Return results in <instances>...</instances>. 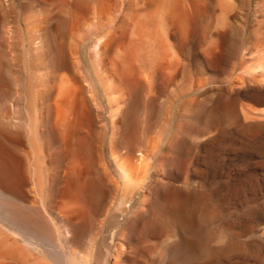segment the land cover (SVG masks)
<instances>
[{
  "label": "rangeland",
  "instance_id": "rangeland-1",
  "mask_svg": "<svg viewBox=\"0 0 264 264\" xmlns=\"http://www.w3.org/2000/svg\"><path fill=\"white\" fill-rule=\"evenodd\" d=\"M106 1L7 0V8L0 4L3 8L0 9V49L2 50L0 52V77H2L0 78V156L7 154L4 159L0 157V178H3L7 184L11 183L9 186L16 188L19 196L18 201L8 203L20 211L25 213L27 211L26 217L32 218H30L31 222L28 219L31 226L37 224L42 228L37 226L36 228L42 231L44 225V230L49 228L45 231L49 236L53 234V237L50 236L52 239L58 236L54 235L46 217H41L44 216L43 212H37L32 208H36L41 202L42 206L46 204V207H51L52 204L53 207L55 205L58 208L62 207L60 210L68 209L65 212L83 206L84 208H79L80 214L77 216V219L80 216V221L77 219L75 221L80 227L74 247L82 254L87 251L92 252L90 264H112L118 256L121 257L118 259L122 264H264V106L259 107L257 104L261 101L243 93L250 88L264 87L262 82L264 65H261L264 63V0H128L132 2L134 10L131 14V24L127 25L114 57L120 59L123 73L121 79L124 75L123 80L126 84L124 83V86L122 81L121 83L133 93L131 98L133 106L130 105L131 99L130 103L125 99L124 113L115 118L109 111L108 100L103 90L96 86L95 92L100 109L96 111L97 113L92 112V118L85 126L88 135L86 142L90 151L87 150L88 154L76 158L80 160L79 163L74 159L76 164H80L75 173H72L76 165L74 160H72L74 165L72 161L68 165V169L74 166L70 171L72 177L84 172V178L97 177L103 181L106 190L101 195L102 201L88 204L80 198L82 196H79V188L84 180L73 188L60 186L59 190L63 188L61 194L54 191L51 180L53 181L55 176L64 170L63 164L52 156L56 151L43 149L45 147L41 143L44 144L41 135L37 137L36 144L39 151L42 145L43 153L40 151L39 159L42 157V160L45 154L49 156L47 160L39 161L47 163H42L41 166L43 168L47 165L43 168L44 174L51 173V178L45 175L46 181L48 177L50 178V188L47 184V188L44 189L46 192L42 195L28 177H24L21 180L22 185L17 188L15 177L10 175V171H5V168L11 170L18 163L25 165L23 163H26V153L31 156L33 154L30 125L36 123V115L41 108L39 105L41 102L34 99L36 82H38L35 79L44 74L42 72H47L46 63L50 61L48 71H51L56 63L55 54L49 44L60 6L66 4L65 9L71 10V13L83 14L86 21H94L100 2L105 4ZM128 1L109 0L107 3L116 10L119 9L118 6L122 7L121 2ZM89 7L91 11L88 10ZM7 27L10 28V32L18 31L15 34L10 33L9 39L6 37L8 40L2 37ZM95 30L96 34H99L100 31ZM15 35L18 37H13ZM95 36L83 39L85 41L77 45L78 48L72 46L75 48L78 61L80 60L82 70L88 77L92 76L89 48ZM40 40L44 44L42 54L33 50L36 41L40 43ZM34 42L35 46L32 45ZM73 48H71L72 52ZM4 50L8 51L7 57L2 54ZM42 58L44 61L48 60L43 62ZM38 60L42 61H40L42 66L38 64ZM259 66L263 68L259 69ZM39 68L42 70L40 71ZM241 79L246 81L245 85L242 84ZM32 95L34 97H31ZM33 101L38 103L35 102L33 105ZM128 113L134 115L135 126L132 129L129 128L126 120ZM30 115L36 118L31 121ZM2 118L8 120L14 118L15 122L23 123V126L20 124V127H11L7 125L6 120L2 121ZM25 121L27 122L24 125ZM21 129L24 130L20 132ZM113 135H116L117 139ZM110 144L116 145L113 147ZM130 144L137 150L150 152L148 162L146 160L144 164L146 178L143 188L141 186L142 189L137 193L139 198L136 196L135 202L133 200L127 211L128 215H122L119 210L117 211L120 198V191L117 188L119 179L110 155L114 149H116L114 152L127 151ZM137 144L146 146L145 150ZM149 144L154 148L149 147ZM125 146L128 148L124 149ZM23 149L26 150L25 155L22 154L25 157L21 155ZM2 152L5 154L3 155ZM5 157L8 160L11 158L17 160L7 161L5 165L3 163ZM30 160L28 159V163L31 162V165L32 160ZM8 163L14 166H7ZM71 165L73 166L69 167ZM107 172L112 175L106 174ZM3 175H8L12 179L8 176L4 178ZM153 177L156 179L154 180ZM7 179L13 183L9 180L8 183ZM115 181L117 182L115 187L119 192H116L113 186L108 187ZM77 186H79L78 192H76ZM110 188H113L111 189L113 191ZM29 189L31 194L27 191ZM38 192L42 196L41 202L37 199H40ZM48 193L52 194L48 195L51 200L47 198ZM58 196L61 197L58 199ZM34 199L39 202L36 203ZM75 200L78 203L73 207L71 205ZM8 220L10 223L0 218V232H4L2 234L5 237L9 236L11 238L9 242L12 244L13 241L17 242H14L13 246L20 250V254L21 230L14 221ZM176 222H180L183 229V238H179L180 240L174 230ZM49 230L53 233L50 234ZM142 233L144 234L141 235ZM55 243L64 246L66 250L64 247L57 250L54 248V254L58 258L53 256L52 264H76L68 258L64 241L58 238ZM120 244L124 247L126 245L125 253L120 252L123 250ZM89 245L93 250L87 249ZM241 245L242 250L239 249ZM48 250L53 251L50 248ZM116 252L123 256L119 254L117 256ZM19 254H16L18 255L16 258L21 260ZM0 261L1 264H16L11 259Z\"/></svg>",
  "mask_w": 264,
  "mask_h": 264
},
{
  "label": "bare ground",
  "instance_id": "bare-ground-1",
  "mask_svg": "<svg viewBox=\"0 0 264 264\" xmlns=\"http://www.w3.org/2000/svg\"><path fill=\"white\" fill-rule=\"evenodd\" d=\"M108 1H106L105 4H103V2H100L101 4L98 6L99 8H97V6H96L97 10H96V8H93V9H95L97 11V13H96L97 15L94 18V21L93 20L86 21L85 17L82 16L83 14L80 15V13L79 14L71 13L70 12L71 10L65 9V5L66 4L63 5V7L60 6L59 12L56 10L58 12L57 14L55 13L56 14V18H57V22L53 25V30H52L50 44H49L50 47L52 46V51L55 54L56 63H55V65H54V67L52 68L51 71H48L49 70V65H50L49 62L50 61L48 63H46V64H48L47 72L44 71V72H42L44 74H42L40 72L42 70V69L40 70V68H42L41 67L42 66L41 65V62L42 61L41 60H38L39 62L41 61L40 63L38 62V64L41 65L40 68H39V70H40L39 72L42 75H39L38 77L36 75L37 79H35V80H38V82H36L37 83L36 93L34 92L36 95H35V97L33 95L31 96V97H34L35 100L41 102V103H39V105H40L41 108L39 107L40 108L39 109V113L36 115L37 116V120H35L36 123L34 122V123H32L30 125V131H31L30 143L32 145L33 154H32V156L31 155H27L28 154V152H27L26 155H25L24 153L26 152L27 149L24 147L26 150L23 149L24 151L21 153V155L23 154V155H25L27 157L26 160H25L26 163L25 162L23 163L25 165H22V164H19L18 163V165H15L14 166V165H12L10 163V165L12 167L13 166L14 167L11 168V170H6V168H5V171L6 172L7 171H10V175L12 174L15 177V180L17 181V184H18L17 185V188H18V186L22 185L21 180L24 177L25 178L28 177V179L32 180L33 185L35 186V188L37 189V191L41 192V194L44 193V192H46V191H44V189H45V187L47 188V184H48V188H50L49 187V184H50V178H51L50 177V174L51 173L48 172L50 174L47 175L46 174L47 172L45 170L46 173L44 174L43 168L46 167L47 165H45L42 168L41 165H42L43 162L40 163V161H42L43 159H46L47 160V157H49V156L48 155L46 156V154H45V157L46 158L43 157V159L41 160V158H42L41 157L39 159V157H40L39 156L40 155L39 153H40V151L42 149L41 147L43 145V147H45L43 149H46L47 148L50 151H52V150L53 151H56L55 155L52 154V156H55L56 159L59 161V163L63 164L62 169H64V170L63 171L61 170V172H59L55 176V178H54L53 181L51 180V187H54L53 189H54L55 192H59V193L61 192V190L63 188H61V190H59V187L60 186H62V187L63 186H67V187H72L73 188L75 185H78L79 182H81V181L84 180L83 185L80 186V188H79V196H82L80 198H83L86 202H88V204H90L92 202H99L100 200L102 201L101 195L105 192L106 185L103 184V181L101 179H99L97 177H94V176H93L94 178H90L89 177L90 179L84 178L85 177L84 176L85 174H84V172H81V170L84 169V166L87 163L84 166H82L83 168L80 170L81 173L79 172L80 175L78 174L77 176L72 177L73 174L71 175V172L70 171L74 167L73 166L74 164H73V161L72 160H74V159L76 160V158H78L79 156H82L83 154L86 155L87 150H88V147H89L88 146L89 145L88 142H86L88 140V135L85 132V126H86L87 122H89V119L92 118V116H91L92 115V112H96V111L98 112V110L100 109V107H99L100 104L97 101L95 87L96 86L97 87H100L103 90V93L105 94V96H106V98L108 100V103L107 104H108V107L110 109L109 111L111 112V114L115 118L121 116L124 113L123 103H124L125 99H126V101L129 102V100L131 98H133V93L130 92L131 90L128 91L127 88L123 87V85L125 86L126 83H125V80H123L124 79L123 78L124 75L122 76V79H121V75L123 73H122V69H121V65H120V63H121L120 62V59L118 58L119 59L118 60V59H115V57H114V53H115L116 47L119 48L118 46L121 44V37H123L122 35H123L124 31H126L127 25L131 24L130 23L131 22L130 21L131 20V14L134 11L133 8H132V5H131L132 2H130V1L127 0L128 1L127 3L126 2L125 3L123 2L125 4L124 6H123V3L121 2L122 4L120 3V6L122 5V7H119L118 6L119 9L116 8V10H113L112 9L113 7L111 8V5H109V3H107ZM6 3H7V0H0V4H2L3 6L4 5L6 6ZM8 3H9V1H8ZM106 3H107V5H106ZM110 3H111V1H110ZM83 4H84V2H83ZM7 7L8 6H6V8ZM6 8L4 7V9H6ZM0 9H3V8L0 7ZM69 9H70V7H69ZM88 10H90V7L88 8ZM88 10H86V11H88ZM90 11H88V12H90ZM84 14H86V13H84ZM159 26H160V24H159ZM9 29H8V27H7V29L5 28L4 29V31H5L4 34L6 36H4V34L2 32L1 33L3 34V36L2 35L1 36L2 37H5V38L6 37L8 38V36H10V33L13 32V31L10 32L11 30H9ZM12 29L15 30V28H12ZM95 29H97L98 31H100L99 34L98 33L96 34V30ZM159 29H160V31H162L161 30V27ZM17 32H15V33H17ZM19 32H21V31L19 30ZM158 32H159V30H158ZM29 35H28V37H29ZM89 36H91V37L95 36L93 38V40L91 41L90 48H89L90 50H89V54H88L89 60H90V64H91L90 65L91 66L90 67V70L92 71L91 72V75H92L91 77H88L84 73V71L82 70V67H81L80 62H79L80 60L78 61V59L76 57V51L74 50L75 48H73V47L78 48L77 45L82 44L83 41H85L83 39H85L86 37L89 38ZM13 37H18V36L15 35ZM1 41H2V39H1ZM7 43H8V41H7ZM72 43H75L74 44L75 46L72 45ZM32 45L35 46V42ZM43 45L44 44L40 40V43H37V41H36V47H33V46L32 47H33V50L39 51V53L42 54V47H43ZM71 48H73V50H74L73 52H72V49ZM4 49H5V47H4ZM1 51L2 50L0 49V52ZM14 51H15V49H14ZM118 51H120V49ZM6 52H8V51L7 50L6 51L4 50L2 52V54L5 57H7ZM19 52H20V50H19ZM46 55L47 54L45 53V59L47 57ZM118 55H119V53H118ZM144 57H143V59H144ZM4 59H6V58H4ZM42 60H43V62H46L48 59L46 61H44V58H42ZM5 64H7L6 63V60H5ZM46 64L44 63V66ZM261 65H264V63H262ZM260 67H262V66H259V69H260ZM134 75H132V77ZM0 78H2V77H0ZM129 79H131V78H129ZM7 80H9V79H7ZM121 81L123 82V85H122ZM142 81L145 82V80H142ZM137 82H138V80H137ZM144 82H142V83H144ZM242 82L241 83L245 85V82L246 81L242 80ZM259 82H261V80ZM262 82L264 83V79L262 80ZM33 87H34V85H33ZM32 88H31V90H32ZM37 101H35V102H37ZM35 102L33 103V105L35 104ZM128 102H127V104H129L131 102L130 105H132L133 100L131 99L130 102L129 103ZM37 103H36V106H38ZM31 106H32V104H31ZM132 106H130V107H132ZM250 110L252 111V107H251ZM250 110H248V111H250ZM253 111H255V109H253ZM256 111H257V109H256ZM35 112L37 113L38 111H35ZM28 114H30V113H28ZM33 114H34V112H33ZM133 116L134 115H132V113H128L127 116H126V120L128 121V124H129L128 126H129L130 129H132L133 126H135L134 125V117ZM33 118L35 119L36 117L35 116L32 117V120L31 121L34 120ZM13 119L12 118L11 119L9 118L10 122H8L9 121L8 118H2V121L3 120L4 121L6 120L7 123H8L7 125H9L11 127H14V128L15 127L16 128L17 127H20V124L21 125L23 124V123H19L17 121L15 122ZM113 120H114V118H113ZM27 121H28V118H27ZM27 121H25L24 125L26 124ZM23 130L24 129H21L20 132L23 131ZM17 131H19V130H17ZM86 131H88V130H86ZM3 132H4V130H3ZM28 133H29V131H28ZM39 135H41L42 141H44V144H43V142H41L42 145L40 144L41 145L40 151H39L38 146H37L38 144H36L37 139L39 138L38 137ZM114 136H116V135H113V137ZM113 137L111 138L112 139L111 140L112 142L114 141L113 140ZM114 138L117 139V136L114 137ZM116 139H115V142H116ZM145 139H147V138H145ZM136 140H138V139H136ZM151 140L152 139H150V141ZM132 144H130L129 149H127L128 147L125 146L126 148H124V149H127V151H124V152H122V151L114 152V150H116V149H114V150H112L113 152L111 151V155H110L111 162L114 164V166L116 168V173L118 175V179H119L118 182H119V184L117 185V182L115 181L111 186H108V187H112V186L115 187V183L118 186L117 188L119 189L120 192L116 189V187L114 188V189L117 190L116 192H119V194H120V198L119 197H118L119 199L117 198L119 200L117 211L119 210V212H121L122 215L123 214H127V211L131 207V204H132L133 200L136 198V196L138 197L137 193H139L140 189L143 188L142 185H143V183L145 181V178H146L144 176V164H145L146 160L148 159L149 152H150V151H148V153H146L144 151L137 150V149H135L134 145H132ZM150 144H149V147H151ZM153 144H151V145H153ZM110 145L113 146V144H110ZM138 146H141L140 148L141 149L144 148V150H145V147L146 146L145 147L142 146V145H138ZM113 147L111 149H113ZM29 148H28V151L31 149V148L30 149ZM151 148H154V147L152 146ZM155 148L157 149V147H155ZM46 150L44 151L45 153H46ZM21 151H22V149H21ZM88 151H90V150H88ZM146 151H147V149H146ZM41 152L43 153V150ZM3 153L4 152H2V154ZM7 153L9 154V152H7ZM29 153H31V151ZM5 155L7 156V154H5ZM42 155L44 156V154H42ZM25 156H23V157H25ZM154 156H155V153H154ZM3 157H1V158L4 159ZM12 157H14V156H12ZM156 157H157V155H156ZM85 158H86V156H85ZM92 158H93V155H92ZM163 158H164V156H163ZM6 159H5V161L3 160L4 161L3 163H5V162L7 163V161L9 162V161L13 160L12 158H11V160H8V159L6 160ZM28 159H31L32 160V164L31 165H30L31 162L28 163L29 162ZM87 159H89V158L87 157ZM16 160H17V158L14 159L13 162H15ZM21 160H22V158L20 159V161ZM75 160H74V163H75ZM78 160L79 159H77L76 162ZM95 160H96V158H95ZM79 161H78V163H79ZM89 161L91 162V160H89ZM161 161H162V159H161ZM70 162L73 165H71L69 167H72V166L73 167L71 169L70 168L68 169V165H70ZM147 162H148V160H147ZM6 163H5V165H6ZM45 163H43V164H45ZM78 163L77 164L75 163L76 164L75 167H74L75 170L73 168L72 173H75V171L77 170V168L80 167V164L78 165ZM83 163L84 162L82 161V164ZM10 165H9V163L7 164V166H10ZM99 167L101 168L102 166H99ZM102 169H104V168H102ZM48 170H49V167H48ZM96 170H99V169H96ZM109 171H110V169H109ZM155 172H157V171H155ZM92 173H94V172H92ZM108 173L109 172H107L106 174H108ZM99 174H102V173H99ZM45 175H47V176L50 177V178L48 177L47 181H46ZM110 175H112V174H110ZM6 176H8V175H6ZM6 176H4V178ZM102 176H104V175L102 174ZM153 176H155V175H153ZM0 177H1V175H0ZM14 177H13V179H14ZM10 178L12 179V177H9V179ZM52 178H53V175H52ZM165 178H166V176H165ZM9 179H7V181ZM107 179H108V177H107ZM155 179L156 178H154V180ZM4 181H3V178L2 179L0 178V218L3 221L7 222V223H10L8 219H10L12 222L14 221L16 223L17 227H19V229L21 230V252H20L21 255L19 254V251L20 250L18 251V249L15 248L16 246H13V244H15L14 242H16V241H13V244H12V242H9V240L11 241V238H9V236L8 237H5L2 234L4 232H2V233L0 232L1 233L0 234V260L1 259H9L10 260L11 259L12 261L16 262V264H52V260L51 259L53 258V256H56L57 257V255L54 254L55 253V249L56 250L58 248H60V249L62 248L63 249V247H64V246L61 247L60 245H58L59 243H55V242L58 241V238H59V239H62L64 241L65 246H66V248L68 250V253L66 252V254L68 255V258L71 261H73V262L75 261L76 264H90V263H92L91 260H90L92 258V252L90 250L93 247L91 245H89V247L87 248V249H89V251L91 253L86 250L88 253L87 252H84L82 254L80 252H77L76 249H78V248H75L76 247L75 244L77 243V237H76L77 236V231L79 230V227H80V224H77L75 221L77 219V216L80 214L79 208H81L83 206L79 207L78 209L77 208L71 209V207L69 206L70 209H71L70 212H65L68 209L67 210H65V209L64 210H60V208H62V207H60V206H59V208L58 207H55V206H57L55 204H54L55 205L54 207L52 206V204H51V207H46L45 206L46 204H44L42 206L41 205V203H42L41 202V197L42 196L38 192L40 199L39 198H37V199L41 203H38L37 204V207L36 208L34 207L35 209L32 208L33 205L31 204V208L33 210L37 211V212H43L42 215H44V216H41L40 214H36V215H39V216H41L43 218L46 217L45 219H47V222L50 223L49 224L50 227L52 226L51 228L53 229L54 235H57L58 236V237H56L57 238V241H55L56 238H54L55 239L54 240V239H52L50 237V236L53 237V234H52L53 232H51L49 230V233L51 232L50 234H52L50 236L46 233L47 229H49V228H46L45 229L46 231H45L44 230L45 225H44V228H43V231H42V230H40L42 227L41 226L38 227L37 224L34 225V226L32 225L33 226L32 227L29 224V220H28L31 217L30 216H29V218L26 217L27 211H26V213L23 212L22 210L20 211L18 208L14 207L10 203H8L9 201H18L19 200V196H18V192L16 191V188H14V187L12 188L11 186H9V185H11V183L10 184H7V182H4ZM9 181H8V183H9ZM10 182H12V181H10ZM29 183H31V181ZM109 183H111V181ZM109 183H108V185H109ZM149 183H150V181H149ZM151 184H152V182H151ZM151 184H150V186H151ZM28 186H30V185H28ZM141 186H142V188H141ZM23 187H24V184H23ZM78 187L79 186H77L76 192H78L77 191L78 190ZM32 189H34V188H32ZM36 189H35V191H36ZM111 189H113V188H110V190ZM27 191H29L28 193L31 194L30 193L31 189H29ZM73 191L71 193H73ZM111 191H113V190H111ZM51 192H52V190H51ZM25 193H27V192H25ZM67 193H69V192H67ZM143 193L145 194L144 191H143ZM32 195H35L36 196L37 194H32ZM46 195H47V198H48L52 194L50 195L48 193ZM26 196H25V198H26ZM63 196H64V193H63ZM75 196H76V194H75ZM117 196H119V195H117ZM60 197L58 196V199ZM65 197H66V194H65ZM144 197H146V196H144ZM43 198H42V201L45 199V198L44 199ZM34 200L36 201V199H34ZM38 200L36 201V203L39 202ZM49 200H51V199H49ZM28 201H30V200H28ZM75 201H74V203H75ZM22 202H23V200H22ZM59 202H60V200H59ZM63 202H65V206H66V201L64 200ZM134 202H135V200H134ZM31 203H32V201H31ZM33 203H35V202H33ZM74 203L71 206L74 207V205H77L78 201H76V204H74ZM79 203H80V201H79ZM23 204H25V203H23ZM23 204H21V205H23ZM70 204H68V205H70ZM28 205L30 206V204H28ZM38 205H39V207H38ZM62 205H64V203ZM29 206H27V207L30 208ZM85 207L87 208V206H85ZM90 207H92V205ZM21 208H23V206H21ZM66 208H68V207H66ZM95 209H96V207H95ZM95 209H93V210H95ZM93 210H91V211H93ZM83 211L85 212L86 210H83ZM31 219H30V222H31ZM79 219H80V216H79ZM79 219H77V221H80ZM176 221H177V219H176ZM20 222H21V224H20ZM33 224H35V223H33ZM12 225H14V224H12ZM175 225H176L175 226V229L174 228L173 229L175 230V234H176L178 240H180V239L183 238V229H182V226H181V223L180 222H176ZM36 226L38 228H40V229L36 228ZM6 227H8V224H7ZM17 227H15V228H17ZM114 234H115V232H114ZM126 234H127V231H126ZM143 234L144 233H142L141 235H143ZM1 235L4 236V237H2ZM125 236L127 237V235H125ZM125 236H124V238H125ZM122 237H123V235H122ZM146 238L147 237H145V240H146ZM120 239H122V238H120ZM128 239L126 238V240H128ZM123 240H125V239H123ZM150 241H151V239H150ZM148 242L149 241L147 240V243ZM123 244H124V242H123ZM120 245H122V244H120ZM147 246H148V244H147ZM90 247H92V248H90ZM125 247H126V245H125ZM125 247H124V245H122L120 247V248H123V250L120 251L121 253H122V251H123V253H125L124 252V248ZM49 248L50 249H53V251L52 252H49V250H48ZM242 248H243L242 245L239 246V249L242 250ZM23 249H25V251ZM64 249H65V247H64ZM178 250L180 251V249H178ZM15 251H17V252H15ZM17 253L19 254V257L21 256V260L16 258L18 256V255H16ZM121 253H118V254L121 255ZM116 254H117V252H116ZM118 254H117V256H118ZM67 255L65 257H67ZM94 255L95 254H93V257H94ZM121 256H123V254ZM118 257H116L114 259V261H113L112 264H122L121 263L122 261L119 260ZM119 258H121V257H119ZM116 259L119 260V262L120 261L121 262L119 263ZM0 264H1V261H0Z\"/></svg>",
  "mask_w": 264,
  "mask_h": 264
},
{
  "label": "water",
  "instance_id": "water-1",
  "mask_svg": "<svg viewBox=\"0 0 264 264\" xmlns=\"http://www.w3.org/2000/svg\"><path fill=\"white\" fill-rule=\"evenodd\" d=\"M243 93L248 95L249 97H251L253 99L261 101L260 103L257 104L259 107L264 106V87L250 88L249 91H245Z\"/></svg>",
  "mask_w": 264,
  "mask_h": 264
}]
</instances>
